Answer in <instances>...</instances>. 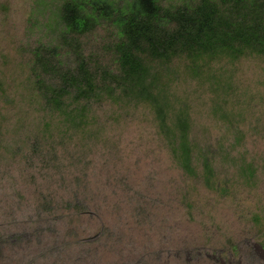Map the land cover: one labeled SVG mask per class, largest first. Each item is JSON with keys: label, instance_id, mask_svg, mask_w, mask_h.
Listing matches in <instances>:
<instances>
[{"label": "rangeland", "instance_id": "374dc122", "mask_svg": "<svg viewBox=\"0 0 264 264\" xmlns=\"http://www.w3.org/2000/svg\"><path fill=\"white\" fill-rule=\"evenodd\" d=\"M65 1L0 0V264H264V54L161 65L209 159L189 175L145 104L91 101L74 130L38 98L32 53ZM114 32L76 35L97 71L116 72Z\"/></svg>", "mask_w": 264, "mask_h": 264}, {"label": "trees", "instance_id": "16d2710c", "mask_svg": "<svg viewBox=\"0 0 264 264\" xmlns=\"http://www.w3.org/2000/svg\"><path fill=\"white\" fill-rule=\"evenodd\" d=\"M157 2L124 0L117 5L113 0H66L52 22L60 33L58 44L33 50L34 87L48 112H57L74 130L80 129L81 114L91 101L124 98L145 104L175 163L195 175L198 161L211 173L209 159L199 155L198 144L189 139L187 116L169 112L161 65L189 59L194 71L204 60L264 54V0H186L167 7ZM108 24L115 30L116 72L93 68L76 38Z\"/></svg>", "mask_w": 264, "mask_h": 264}, {"label": "bare ground", "instance_id": "6f19581e", "mask_svg": "<svg viewBox=\"0 0 264 264\" xmlns=\"http://www.w3.org/2000/svg\"><path fill=\"white\" fill-rule=\"evenodd\" d=\"M262 251L264 252V249H262Z\"/></svg>", "mask_w": 264, "mask_h": 264}, {"label": "clouds", "instance_id": "9594fccd", "mask_svg": "<svg viewBox=\"0 0 264 264\" xmlns=\"http://www.w3.org/2000/svg\"><path fill=\"white\" fill-rule=\"evenodd\" d=\"M259 246V245H258ZM260 247V246H259Z\"/></svg>", "mask_w": 264, "mask_h": 264}]
</instances>
